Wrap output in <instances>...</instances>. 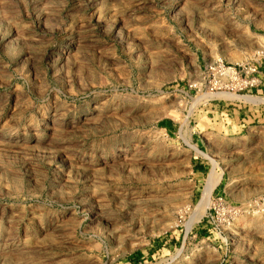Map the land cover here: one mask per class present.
Instances as JSON below:
<instances>
[{
	"label": "rangeland",
	"instance_id": "374dc122",
	"mask_svg": "<svg viewBox=\"0 0 264 264\" xmlns=\"http://www.w3.org/2000/svg\"><path fill=\"white\" fill-rule=\"evenodd\" d=\"M263 196L264 0H0V264H264Z\"/></svg>",
	"mask_w": 264,
	"mask_h": 264
},
{
	"label": "built area",
	"instance_id": "2783aa9c",
	"mask_svg": "<svg viewBox=\"0 0 264 264\" xmlns=\"http://www.w3.org/2000/svg\"><path fill=\"white\" fill-rule=\"evenodd\" d=\"M228 72L230 73V75L234 74V72H231L229 70H228ZM254 204L256 206H260V207L264 208V196L260 197L259 199H257L256 202H254ZM235 215H236V211L235 210L231 211V215L230 216H235Z\"/></svg>",
	"mask_w": 264,
	"mask_h": 264
}]
</instances>
